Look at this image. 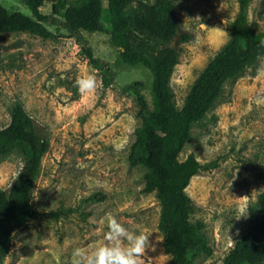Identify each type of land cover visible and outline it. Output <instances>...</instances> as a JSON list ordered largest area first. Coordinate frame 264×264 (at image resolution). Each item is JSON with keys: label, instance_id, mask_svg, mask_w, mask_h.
Segmentation results:
<instances>
[{"label": "rangeland", "instance_id": "rangeland-1", "mask_svg": "<svg viewBox=\"0 0 264 264\" xmlns=\"http://www.w3.org/2000/svg\"><path fill=\"white\" fill-rule=\"evenodd\" d=\"M0 1L29 13L21 0ZM55 1L44 0L42 12L50 13ZM174 2L182 31L190 35L171 79L181 107L200 72L227 42V24L238 2ZM248 21L256 32H264V0H250ZM49 28L63 36L0 34V129L10 121L12 104L21 101L50 142L35 187V217L13 232L3 264H70L75 248L103 239L108 213L131 231L151 234L155 250L146 251L150 264H169L158 228L160 203L154 192L144 191L145 169L128 162L140 118L134 93L122 87L136 79L148 86L149 74L130 69L104 89L76 39L59 25ZM87 38L97 57L115 59L107 35ZM89 74L97 77V90L81 93L75 82ZM190 154L209 165L191 178L186 193L192 221L205 223L214 251L211 257H197L196 263L223 264L248 231V208L264 190V57L227 81L205 118L192 126L180 160ZM22 166L15 149L0 153V189L9 186Z\"/></svg>", "mask_w": 264, "mask_h": 264}, {"label": "trees", "instance_id": "trees-1", "mask_svg": "<svg viewBox=\"0 0 264 264\" xmlns=\"http://www.w3.org/2000/svg\"><path fill=\"white\" fill-rule=\"evenodd\" d=\"M21 1L29 13L9 9L0 1V34L28 32L55 38L63 35L49 26L59 25L82 46L83 55L101 75L104 89L122 72L147 71L148 86L136 79L122 87L134 93L140 118L128 162L145 169L144 191L154 192L160 203L158 228L169 264H197V257H211L214 251L205 223L192 221V201L186 193L191 178L209 165L192 154L180 160V153L192 126L205 118L225 83L264 57V32H256L248 21L250 0H237L238 11L227 24V42L200 72L181 107L176 105L171 79L190 35L182 31L174 0H56L48 14L42 12L44 0ZM97 33L108 36L115 53L112 62L97 57L90 46L87 35ZM49 148L47 133L23 103L15 101L8 125L0 129V153L15 149L23 166L9 186L0 189V264L13 232L35 217V187ZM248 220V231L235 242L223 264H264V190L248 208Z\"/></svg>", "mask_w": 264, "mask_h": 264}, {"label": "clouds", "instance_id": "clouds-1", "mask_svg": "<svg viewBox=\"0 0 264 264\" xmlns=\"http://www.w3.org/2000/svg\"><path fill=\"white\" fill-rule=\"evenodd\" d=\"M75 83L81 93H94L98 87L97 77L91 74ZM104 222L107 231L103 239L87 247L75 248L70 264H150L152 259L146 251L155 248L150 243L149 232L131 231L111 213L106 214Z\"/></svg>", "mask_w": 264, "mask_h": 264}]
</instances>
